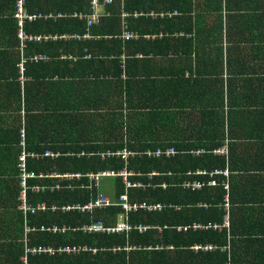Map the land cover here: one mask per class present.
<instances>
[{"label": "trees", "instance_id": "trees-1", "mask_svg": "<svg viewBox=\"0 0 264 264\" xmlns=\"http://www.w3.org/2000/svg\"><path fill=\"white\" fill-rule=\"evenodd\" d=\"M87 1L88 5L71 0L55 6L59 11L89 12ZM111 7L114 13L107 10L110 14L103 15L101 26L94 31L101 35L100 40L86 44L72 41L70 46L81 51L87 46L90 54L97 49L107 58L116 49L117 58L91 56L72 64L71 112L57 124L61 139L53 148L47 142H36L44 145L39 148L44 156L52 154L48 149L61 154L70 151V156H59V170L80 174V184L93 185L96 191L82 194L75 189L64 197L65 203L94 202L98 191L110 198L111 205L85 216L55 214L54 222L68 224L69 231L35 230L34 241L54 248L70 243L89 249L78 254L55 251L33 256L29 263L264 264V100L247 98L258 92L253 87L255 81H264V67H258L262 63L255 68L248 62V57L264 54V0H118L107 8ZM117 10L130 16L136 12L139 17L128 24L126 19L120 20ZM165 10L164 16H147ZM122 26L132 34L148 32L153 39L125 40ZM68 29L83 33L84 22L65 21L61 30ZM183 47L188 60L190 50L196 48L200 74L183 67V56L176 60L180 67L162 66L155 58L163 60L169 52L174 53L169 50ZM138 52L143 56L133 58ZM149 55L154 58L147 59ZM80 66L91 69L95 79L87 72L75 74ZM36 118L30 116L27 124L21 125L31 151L35 150L29 141L39 134ZM224 144L226 156L214 153ZM170 147L175 155L146 154ZM197 150L203 152L191 153ZM121 151L129 155H109ZM122 171L129 174L128 183L141 187L126 188L118 176L103 178L100 188L90 180V175ZM223 171L228 172L227 178L213 174ZM208 182L212 185L207 186ZM194 183L203 187L193 190ZM121 197H126L130 206L144 208L124 215ZM124 217L131 227L128 232L84 231L91 223L102 222L108 227ZM83 224L88 226L81 229ZM193 225L200 228L193 229ZM138 226L144 229L139 231ZM206 246L211 249H204ZM17 251V263L21 264L19 247Z\"/></svg>", "mask_w": 264, "mask_h": 264}, {"label": "crops", "instance_id": "crops-1", "mask_svg": "<svg viewBox=\"0 0 264 264\" xmlns=\"http://www.w3.org/2000/svg\"><path fill=\"white\" fill-rule=\"evenodd\" d=\"M16 1L17 0H0V264H18V247L21 250V264H31V262L29 263L31 257L48 253L53 254L55 251L61 254H78L81 251L89 249L86 245H71L70 243H64L56 248L52 246H43V243L35 242L34 237H31L32 233L38 230L53 234L55 232L69 231L68 224L62 223L58 225L54 222L55 218L53 219V217L55 214L58 215V217H60V215L68 216L70 213L83 216L88 214L75 209L79 204L65 203L64 197L68 198V195L75 189H80L82 194L96 192L95 189L92 188L93 185L88 186L86 184H80L82 177L80 179H75L73 177L80 174H72L59 170L61 168H58L56 163L59 156H62V154L63 156H70V151L61 154L59 151L54 152L52 149H48L46 151L51 152L52 156H44L40 151L42 149L39 150V148H45L44 145L42 144L39 146L36 142H47V145L53 148V146L56 145L55 141L61 139L60 134L57 133L62 131L57 124L59 123V119L64 117L69 118L70 116L72 64L78 60H90L91 56L98 60L117 58V54L115 53L116 49H114V53L107 58L99 54L97 49L91 50L92 54L87 53V46L82 48L84 54H81L82 51L79 50L78 47L72 49L70 43L75 41L76 43L86 44L87 41L100 40L101 35L94 33V31L101 26V20L105 17L103 15L110 14L108 13L109 10L114 13L115 8L107 7L114 4L117 5L118 0H114L111 4L101 2L96 9L92 8L91 0H89V12H79V10H57V6H55L57 3L66 5L71 0H26L25 13L35 15V17L29 22H24L22 26L23 32L27 36H32V38L38 37L37 40L19 39V28L15 18ZM82 1L88 5L87 0ZM199 1L200 0H191L192 3H197ZM121 9L123 10V2H120V10ZM167 11L168 10H165L159 13L151 11L147 16H164V14L168 13ZM117 12L121 11L117 10ZM94 13L100 15V21L90 26L87 19L73 17L74 14L87 16ZM58 14L61 16H58ZM136 14L137 13L134 12L133 15L130 16L129 13L122 11L119 18H121L120 20L126 19L129 24V20L131 19L136 22L135 19L139 17ZM72 19L84 22L83 33L69 31V29L65 32L61 30L64 28L65 21H70ZM131 22L133 23V21ZM124 28L125 26H122V31H120L123 38L125 32ZM119 29L121 30V26ZM85 34H89L88 39L73 37L74 35L83 36ZM132 36L134 40L151 41V39H153L148 32L135 31ZM169 51H174V53L169 52L167 57L163 60L160 57H155L160 59L159 64L166 67L170 64L180 67V62L176 60L179 59V56H183V58H185L183 67L186 69H195L196 73H201V66L194 57L196 52L195 47H192L190 50V60H188V55L183 54V51H186L184 47ZM118 56L123 60L124 56L122 54ZM142 56L143 55L138 52L133 58H141ZM152 58L154 57L151 55L147 57V59ZM248 59V62L253 63L255 68L257 67V63H262L258 67H264V54L252 58L248 57ZM21 62L23 63L22 70H20L19 67ZM196 65H198V67ZM81 72H83V74L87 72L89 73L88 77L90 79H95L91 74L92 70L87 66H80V68L74 70L75 74ZM100 76L102 79L105 78L103 74H100ZM226 80L227 78L224 83H226ZM253 87L258 92L254 94L249 93L247 98L260 100L259 97H262L264 100V81H255ZM225 90L224 87V94ZM34 115L38 116V118L34 119V122L38 123L39 134L35 139L29 141V147L35 151H31L29 148L27 150L26 145V151L35 155L26 157V168H28L29 173H33L35 176L34 179L29 180L28 184V187H30L28 191V203L31 209L36 210L35 215H30L20 209V196L22 190L19 184L17 165L22 150L17 142V135L21 125L23 123L26 125L30 116ZM102 179L103 178L96 182V188H100ZM76 183L80 185L76 186ZM35 188L39 190L35 191ZM97 194L98 197L100 194L104 193H99L97 191ZM42 206L44 209L38 210V208ZM67 208H73V210H66ZM127 213L124 212V215H128ZM121 222L127 223L125 217L118 218L115 225L111 224L108 227L113 228ZM93 224L91 223L90 226ZM80 226H83L80 227L83 229L85 226H88V224ZM197 228H200V226H197ZM158 229V232L162 231L161 228ZM180 229L179 227L177 230L179 231ZM84 231L88 232L86 230ZM139 231L141 230L139 229ZM67 247L70 249L75 248V250L68 251L66 249ZM168 247L173 246L168 245ZM32 249H36V251L32 252ZM91 250L96 252V249ZM13 259L15 263L11 262Z\"/></svg>", "mask_w": 264, "mask_h": 264}, {"label": "built area", "instance_id": "built-area-1", "mask_svg": "<svg viewBox=\"0 0 264 264\" xmlns=\"http://www.w3.org/2000/svg\"><path fill=\"white\" fill-rule=\"evenodd\" d=\"M101 1L103 3H106V4H111L114 2V0H91V4H92V8L93 9H96ZM25 3H26V0H17L16 3H15V18L17 20V25H18V37L20 40H37L38 37H33L32 36H27L24 32H23V24L24 22L26 21H31L34 19L35 15H29V14H26L25 13ZM58 16H61L60 14H58ZM73 17H76V18H85L88 20V24L89 26L94 24V23H98L100 21V15L97 14V13H94L92 15H87V16H81V15H78V14H74ZM150 17H154V16H150ZM73 37L75 38H78V39H88L89 38V34H85L83 36H79V35H74ZM132 33L130 32H127L125 31L124 32V38L126 40H128L129 38H132ZM23 63L21 62L19 67H20V70H22V66ZM226 143V142H225ZM19 146L21 148V156H20V159H19V162H18V165H17V168H18V171H19V184H20V187H21V196H20V209H22L25 213L27 214H30V215H35L36 213V210H33L31 209V207L29 206V203H28V191H29V188L28 187V184H29V180L31 179H34L35 176L33 173H29L28 172V168H26V157H30V156H35L34 154H30L26 151L25 149V146H26V140H25V129L24 127L22 126L19 130ZM201 152L203 151H200V150H197V151H191V153L195 154V155H199ZM227 152H228V148H227V144H224L222 147H220L219 149L215 150L214 153L216 154H222V155H227ZM147 155H153V156H160L162 154L166 155V156H171V155H175L176 152L174 150V148H168L166 149L165 151H161L160 149H157L154 153H151L150 151H147L146 152ZM52 154L46 152L45 156H49ZM109 155H121L122 157H127L129 155L128 152H125V151H121V152H116V153H110ZM102 158L104 159L105 158V154H102ZM214 175H222L224 178H227L228 177V172L227 171H223V172H214L213 173ZM129 174H127L125 171H122L120 172L119 174H115L113 172H105V173H99L98 175H90V180L92 182L95 181V183L97 181H99L101 178H110V177H121L122 180L124 181V183L126 184V188H134V187H141L140 184L138 183H135L133 185H131L130 183H128L126 181L127 177H128ZM133 175V174H132ZM75 179H80L81 176L80 175H75L73 176ZM212 183H207V186H211ZM203 187V184H200V183H194L191 185V188L194 190H200L201 188ZM93 188V187H92ZM224 189L227 190V184L224 186ZM35 191H38L39 189L38 188H35L34 189ZM119 203L121 204V208L124 212H131V211H136L138 208H144V206H130L127 204V199L126 197H121L119 199ZM111 205V202H110V198L106 197L105 195L103 194H100L96 201L94 202H90L88 204H85V205H82V206H76L75 209L76 210H79L81 211L82 213H86V214H89V213H92L94 210H103V209H106L108 207H110ZM160 209V207H158ZM225 208H228V204L226 203L225 204ZM44 207H39L38 210H43ZM66 210H73V208H67ZM224 225L227 226L228 225V222H227V218H225L224 220ZM193 229H196L197 226H192ZM131 227L125 223V222H121L119 224H117L115 227L111 228V227H106L102 222H98V223H94L93 225L89 226L87 229L85 230H88L90 232H103V233H114V232H121V231H128L130 230ZM138 229L140 230H143L144 228H141L140 226L138 227ZM183 231L186 230V228H182ZM68 251L69 250H75V248H66ZM204 249H211L209 246H206L204 247ZM36 249H32V252H35Z\"/></svg>", "mask_w": 264, "mask_h": 264}, {"label": "rangeland", "instance_id": "rangeland-1", "mask_svg": "<svg viewBox=\"0 0 264 264\" xmlns=\"http://www.w3.org/2000/svg\"><path fill=\"white\" fill-rule=\"evenodd\" d=\"M102 2V1H101ZM110 184V182H107V185H109Z\"/></svg>", "mask_w": 264, "mask_h": 264}]
</instances>
